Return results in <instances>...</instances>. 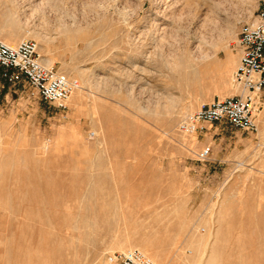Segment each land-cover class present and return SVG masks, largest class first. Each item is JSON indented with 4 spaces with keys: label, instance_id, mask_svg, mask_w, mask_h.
<instances>
[{
    "label": "rangeland",
    "instance_id": "obj_1",
    "mask_svg": "<svg viewBox=\"0 0 264 264\" xmlns=\"http://www.w3.org/2000/svg\"><path fill=\"white\" fill-rule=\"evenodd\" d=\"M30 1L0 0V31L19 35L15 42L0 40L10 45L36 41L41 58H50L51 66L79 81L81 100L76 96L60 109L26 83L9 84L0 69V264H23L35 253L45 262L34 258L28 264H105L107 253L129 249L117 248L118 240L163 241L183 222L180 244L163 264H194L195 256V264H207L213 254L222 258L221 264H264V91L257 95V132L227 122L207 124L206 131L190 136L178 131L181 120L203 103L246 93L233 81L240 58L238 34L244 22L264 10V0H208L201 19L181 21L179 40L168 34L162 39V53L171 61L170 53L196 54L193 67L200 73L189 84L171 80L167 68L149 57L162 50L155 43L159 34L150 28L157 13L156 4L150 10L152 0H144L143 8L142 0H63L70 14L62 18L80 22L81 32L74 30L76 25L65 27L59 11L43 0H33V6ZM172 2H160L162 28L170 20ZM95 3L115 29L89 28L96 19ZM177 4L184 12L182 2ZM207 16L215 22L202 27ZM229 19L234 32L220 38ZM202 32L206 39L198 51ZM168 92L176 106L169 111L155 107L169 101L164 97ZM206 145L212 152L200 160L198 152ZM93 185L99 193L89 202L92 213L85 214L81 197ZM80 212L94 225L84 226L79 218L81 227L72 229ZM224 224L229 234L218 240ZM199 239L197 252L193 242ZM23 243L29 244L25 248ZM136 248L141 249H130Z\"/></svg>",
    "mask_w": 264,
    "mask_h": 264
},
{
    "label": "built area",
    "instance_id": "obj_2",
    "mask_svg": "<svg viewBox=\"0 0 264 264\" xmlns=\"http://www.w3.org/2000/svg\"><path fill=\"white\" fill-rule=\"evenodd\" d=\"M240 58L233 75L244 95L214 97L189 113L179 124L178 131L186 136L206 131L207 124L227 122L247 132H257V95L264 91V10L242 24L238 34ZM0 69L9 84L26 83L43 100L66 109L73 94L80 88L77 79L46 65L33 39H22L16 45L0 40ZM212 146L198 152L200 160L209 158ZM105 264H155L141 249L114 251L106 254Z\"/></svg>",
    "mask_w": 264,
    "mask_h": 264
},
{
    "label": "bare ground",
    "instance_id": "obj_3",
    "mask_svg": "<svg viewBox=\"0 0 264 264\" xmlns=\"http://www.w3.org/2000/svg\"><path fill=\"white\" fill-rule=\"evenodd\" d=\"M44 1V3H47V4H49V6L54 10V11H59V12H57V15H58V17H60V20H61V23L65 26V27H71V26H73V25H76V29H74V30H76V32L77 31H80L81 30V27H80V22H79V24H78V22L77 21H73V22H67L66 20H64L62 17H66V16H69L68 14H70L69 12L70 11H68L67 10V8L66 7H64L65 6V2L63 1V0H43ZM133 1V0H132ZM173 2L172 3H168V7L167 8H171L170 9V12H169V15H167L168 17H169V19L170 20H168V21H164L165 22V24H166V28H162L161 26H158V22H159V20H160V18L159 17H157V15H158V13H163L162 12V10H161V5H160V2H161V0H160V2H159V0H152L151 2H152V6H151V8H150V10H152L153 9V5H155V9H157V13L155 14V16L152 18L153 19V22H152V24H150V28L152 29V31L151 32H153V33H157V34H159V36H158V38H157V41L155 42L156 43V46L157 47H161L162 48V50H161V53H160V56H159V52L157 53V52H154V54H152V56H149V54H148V56L149 57H151L152 59H153V62L155 61V64H156V66L157 65H160V66H162V67H160L161 69H166L167 70V74H169L168 76H169V78L171 79V80H179L180 79V81L181 80H183V82L185 83H188L189 84V82L191 81V80H197V78L199 77V71L196 69V68H194L193 67V57H196L195 55V53H192L191 55L190 54H178L177 52H176V55H172V53H170V55L173 57V60L174 61H171L172 59L171 58H169V56L168 55H166V54H164V53H162L163 52V50H164V42H162V39H163V41H165V39L164 38H166L167 39V37H168V35H169V37H172V38H174L175 40H179L180 38V36L182 35L181 34V32L183 31V26L184 25H182V23H181V21L182 20H189L191 17H193V19H196V18H198V19H201L200 18V15H199V12L202 10V7L208 2V0H172ZM32 2H33V0H31L30 1V4L32 5ZM102 2V1H101ZM105 2H107V0L106 1H104L103 2V4L105 3ZM116 2V1H115ZM119 2H122L123 4L124 3H126V2H128V0H119ZM180 2H182V5H183V9H184V12H182V10L181 9H179V8H176V5H178L177 3H180ZM108 3V2H107ZM46 4V5H47ZM35 5V4H34ZM215 5V4H214ZM33 6V5H32ZM31 6V7H32ZM128 6V5H127ZM140 6L143 8L144 7V0H142L141 1V3H140ZM113 7V6H112ZM118 7V6H117ZM122 7V6H121ZM134 7V6H133ZM139 7V6H138ZM214 8L215 6H212L211 4H210V7L209 8ZM69 8V7H68ZM100 8V7H99ZM105 8V7H104ZM106 8H107V6H106ZM120 8V7H119ZM124 8V7H123ZM125 8H129V7H125ZM37 9V7H32V10H36ZM64 9V10H63ZM103 9V8H102ZM121 9V8H120ZM132 9V8H131ZM135 9V8H134ZM20 10V9H19ZM91 11H93L94 13L93 14H95V17H96V19H95V22H92L91 24H89L90 25V27L89 28H92V26L94 25L95 27L97 26V28L99 27V29H100V27H107V28H111V29H115V27H113V26H115L114 24L112 25V23H111V21L107 18V13L105 12V11H102V12H100V10H98V8L96 7V3H95V6H93L92 8H91ZM91 11H90V13H91ZM136 11V10H135ZM178 11H181V13L179 14L178 13ZM24 12V11H23ZM109 12V11H108ZM146 12V11H145ZM25 13V12H24ZM178 13V14H177ZM166 14V13H165ZM159 16V15H158ZM164 16V15H163ZM165 17V16H164ZM219 17V16H218ZM138 18V17H137ZM144 18H147L148 19V15L147 16H145ZM217 18V17H216ZM94 19V18H93ZM108 19V20H107ZM127 19V18H126ZM129 19V18H128ZM165 19V18H164ZM203 20V19H202ZM126 21V20H125ZM161 21V20H160ZM9 22V21H8ZM90 22V21H89ZM147 22H150V20H148ZM183 22V21H182ZM203 22V21H202ZM209 22H215V20H214V17H212V16H210V17H206L205 19H204V22H203V24H202V27H206L207 28V25H209L208 23ZM126 23V22H125ZM131 24H133V23H131ZM214 24V23H213ZM213 24H211L210 26L212 27V25ZM216 24V23H215ZM87 25V24H86ZM201 25V24H200ZM233 25H234V23L233 22H231V20L229 19V21H227L226 22V24H225V28L222 30V31H220V38H224V37H226V36H228L229 34H231L232 32H234V30H233ZM14 25H13V23H9V25H8V27L9 28H12ZM125 26V25H124ZM127 26H129V24L127 25ZM126 27V26H125ZM145 27V26H144ZM72 28V27H71ZM80 28V29H79ZM101 28V29H102ZM214 28V26L212 27V29ZM65 29V28H64ZM67 29V28H66ZM70 29V28H69ZM133 29V28H132ZM161 29H163V32L161 31ZM38 30V29H37ZM37 30H34V33H35V35L38 37V36H40L39 34H41L39 31H37ZM72 29H70V31H71ZM73 30V31H74ZM221 30V29H220ZM69 31V30H68ZM73 31H71V32H73ZM141 31V30H140ZM160 31H161V33H160ZM75 32V31H74ZM75 32V33H76ZM81 32V31H80ZM79 32V33H80ZM141 32H143V31H141ZM148 32H150V30L148 31ZM147 32V33H148ZM31 33V32H30ZM29 33V34H30ZM67 33H69V32H67ZM78 33V34H79ZM144 34H145V32H143ZM153 33H152V35H153ZM65 34V33H64ZM129 34V33H128ZM168 34V35H167ZM67 35V34H66ZM167 35V36H166ZM185 35V34H184ZM134 36V35H133ZM144 36V35H143ZM168 37V38H169ZM0 38L1 39H3V40H5L6 42H15L16 40H18L19 39V35H18V33H16L14 30H10V29H2L1 31H0ZM26 38H28V37H26ZM179 38V39H178ZM199 38H200V42H199V44L196 46V48H197V50L198 51H200V50H202V47H203V44L205 43V39H206V37H205V35H204V32H202L201 33V35L199 36ZM65 39H67V36H65ZM107 39V38H106ZM5 42V43H6ZM108 43V42H107ZM219 43V42H218ZM8 44V43H7ZM172 44H174V43H172ZM89 46H91V43H89L88 44V47ZM115 48V47H114ZM160 48V49H161ZM185 48V47H184ZM178 51V50H177ZM197 51V52H198ZM142 53V52H141ZM146 53V52H145ZM152 53V52H151ZM189 53H191V52H189ZM195 59V58H194ZM42 60H43V62L46 64V65H48V66H50V67H53V66H51V64H52V62L53 61H51V59L50 58H46V57H43L42 58ZM173 63V65H171ZM137 65V64H136ZM199 65V64H198ZM197 64H196V66L195 67H197L198 66ZM143 69V68H142ZM80 70V69H79ZM78 70V71H79ZM199 70H200V68H199ZM76 71H77V69H76ZM80 73H83V71H81L80 70ZM129 73V72H128ZM100 77V76H99ZM111 80V79H110ZM108 81V80H107ZM179 81V82H180ZM83 86V85H82ZM112 87H113V85H112ZM81 88V87H80ZM80 88L77 90V92H75L74 94H73V96L71 97V100L73 99L74 100V98L79 94V92H81L82 90H80ZM145 88V87H144ZM178 88V87H177ZM82 89V88H81ZM244 92H247V91H245L243 88H241ZM84 90V89H83ZM171 92V91H170ZM83 94V93H82ZM226 94V93H225ZM170 95H172L171 93H166V94H164V97H165V99H168L169 101H167V102H159L155 107H157L158 105H161V108H163V109H165V111L167 110V111H169L170 109H171V107H175L176 106V101L173 99V98H171V96ZM79 96H77V102L78 101H80L81 100V98L79 97ZM82 97V96H81ZM95 98V97H94ZM161 99V98H160ZM83 100V99H82ZM178 107V106H177ZM183 107V106H182ZM181 107V108H182ZM157 109V108H156ZM182 109H184L185 110V108H182ZM183 110V111H184ZM258 110V109H257ZM182 110H181V112H183ZM151 113L153 114V115H156V113L157 112H155L154 110H152L151 111ZM102 177V176H101ZM73 178V177H72ZM94 178H96V182H99L100 183V181H97V177H95L94 176ZM75 179H77L76 180V184H77V181H78V179L79 178H76L75 177ZM73 180V179H72ZM81 180H82V178H80V180H79V182L78 183H80L81 182ZM92 180V179H91ZM93 180H95V179H93ZM99 180V179H98ZM100 180H101V178H100ZM75 181V180H74ZM89 181V180H88ZM103 181H105V180H101V182H103ZM73 182V181H72ZM71 182V183H72ZM83 182H84V179H83ZM90 183H91V181H90ZM95 183V181H93V183L92 184H94ZM98 183V184H99ZM75 184V185H76ZM96 184L97 183H95V186H96ZM100 184H102V183H100ZM69 186V185H68ZM94 185H93V191H87V192H85V195L86 196H83L82 195V197L81 198H83V201L84 202H82V206L80 207V210H83L84 212H85V214L87 213L86 211H90L89 213H92L91 212V208H89V202H91L93 199H94V197L97 195V193H99V192H97V188L98 187H96V188H94L95 187ZM96 198V197H95ZM94 202H95V200H94ZM85 203V204H84ZM93 203V202H92ZM91 203V204H92ZM57 204V203H56ZM59 204V203H58ZM91 206V205H90ZM49 212V211H48ZM89 213H87V214H89ZM47 218H53V217H50L49 216V214H47ZM81 216V212H80V214H75V221L73 222V219H72V222H69V223H72V225L70 224H68L69 226H72L71 228L72 229H78L79 227H81L80 226V224H79V218H81L82 219V224L84 223V226H89V225H94V224H92L91 222L89 223V219H90V216H88L87 218H89L88 220L86 219V216L84 215V214H82V216L83 217H80ZM85 216V217H84ZM96 216H94V218H95ZM93 218V217H92ZM92 218H91V221H92ZM55 221V220H54ZM93 223H94V221H92ZM61 223V222H60ZM60 223H58V224H60ZM115 222H113V224H114ZM57 224V223H56ZM55 224V225H56ZM62 224V223H61ZM60 224V225H61ZM228 224H230V223H227V225ZM115 225V224H114ZM226 224H224L223 225V228H222V230H218L217 231V236L219 235V237H218V240H221V238H225V236H227V234H229V233H227V229H226V226H225ZM58 226V225H57ZM57 226H55V227H57ZM65 225H63V227H64ZM229 226V225H228ZM30 228H28V229H32L31 228V226H29ZM66 227V226H65ZM118 227H120V226H118ZM57 228H59V227H57ZM185 228V223L183 222V223H180L179 224V228H178V230H177V232H175V233H173V234H171L170 236H168V234H170V233H168V234H166L167 235V237L163 240V241H160L159 239H155V238H149V239H146V238H139V239H137L136 241H134L133 243H131V242H128V243H130V244H125V241H123V240H118V242L116 243V247L117 248H121V249H123V248H126L127 246H128V248L129 249H126V250H119V251H127V250H131L130 248H134V247H138V248H141V249H143V250H145L146 252H148V253H150V255L152 254L153 255V260H154V262H155V264H163V262H164V259L165 258H167V257H169V256H171V255H173L174 254V249H175V247L177 248L178 246H179V244H180V234L182 233V231H183V229ZM34 229V228H33ZM59 230V229H58ZM33 232H34V230H32ZM62 231V230H61ZM61 231L59 232V235L61 234ZM29 232H31V230L29 231ZM229 232V231H228ZM165 233H167V232H165ZM119 234V233H118ZM130 234V233H129ZM139 234V233H138ZM165 235V236H166ZM85 236H86V238H88L89 239V234L88 233H85ZM164 236V237H165ZM217 236H216V238H217ZM60 237V236H59ZM115 237V236H114ZM116 237H117V235H116ZM120 237V236H119ZM123 237V236H122ZM32 238V237H31ZM120 239H121V237H120ZM31 240H33V239H31ZM58 241H60L59 239H57ZM29 244V243H28ZM28 244H26V243H23V245H21L22 247L24 246H27ZM239 244H241V242L239 243ZM243 244V243H242ZM32 246V245H31ZM193 246H195V249L197 250V252L199 251V249L202 247V244H201V239H199V240H196L195 242H193ZM43 247H44V245H43ZM20 249H21V247H19ZM19 248H17V249H19ZM26 248V247H25ZM29 248H31L30 246H29ZM218 247H216V249H217ZM32 249V248H31ZM15 250V249H14ZM22 250V249H21ZM20 250V251H21ZM36 250V249H35ZM26 251V250H25ZM27 251H29V250H27ZM52 251V250H51ZM17 253H19V250L18 251H16ZM22 252H23V250H22ZM21 252V254H23ZM30 252V251H29ZM41 252H43L42 250H41ZM57 252H58V250H57ZM112 252H114V251H112ZM12 254L14 253V252H11ZM17 253H15L16 255H17ZM32 253V252H31ZM39 253V252H38ZM47 253V252H46ZM45 253V254H46ZM50 253V252H49ZM54 253H56L55 251H54ZM25 254H27L28 255V253L27 252H25ZM33 254L34 253H32V256H33ZM44 254V255H45ZM51 254V253H50ZM48 255V254H46L48 257L50 256H52V255ZM60 254V253H59ZM11 255V254H10ZM14 255V254H13ZM12 255V256H13ZM14 256V258H16L17 257V259H21V257H22V260H23V258H24V256H22V255H20L19 257L18 256ZM35 255V257L37 256V254L35 253L34 254ZM40 254H38V256H39ZM30 255H28L27 257H29ZM42 256H43V253H42ZM58 256V255H57ZM60 256H63V254H60ZM59 256V257H60ZM26 257V256H25ZM35 257H33L32 259L33 260H35V259H38L39 260V258H40V260H41V257H38V258H35ZM14 258H12V259H14ZM30 258V257H29ZM29 258H27V261H28V259ZM35 258V259H34ZM56 258V257H55ZM17 259H15V260H17ZM32 259H29V261L30 260H32ZM44 259H47L46 257L45 258H43V260ZM244 259V258H243ZM14 260V261H15ZM51 260V259H50ZM221 260H222V258H221ZM221 260H219V259H217V257H216V254H213L212 255V257L209 259V261L207 262V264H218V263H220L221 264ZM21 261V260H20ZM27 261H24L23 260V264H26V262ZM49 261V260H48ZM51 261H53V260H51ZM193 261H194V264L195 263H197V261H198V258H196V256H195V258L193 259ZM220 261V262H219ZM33 262V264L35 263V261H32ZM36 262H38L37 260H36ZM41 262H43L42 260H41ZM45 262V261H44ZM43 262V263H44ZM47 262V261H46ZM58 262V261H57ZM15 263H16V261H15ZM14 262H13V264H15ZM20 263V262H19ZM42 263V264H43ZM53 263V262H52ZM56 263V262H55ZM16 264H18V260H17V263ZM22 264V263H21ZM27 264H28V262H27ZM30 264V263H29ZM36 264H40L39 262L38 263H36ZM49 264H50V261H49ZM60 264V263H59ZM185 264H191V261H185Z\"/></svg>",
    "mask_w": 264,
    "mask_h": 264
}]
</instances>
